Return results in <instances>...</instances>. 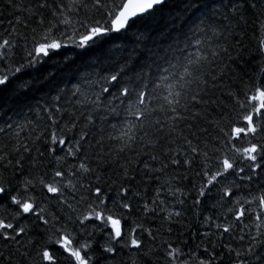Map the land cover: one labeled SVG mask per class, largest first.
Wrapping results in <instances>:
<instances>
[{"label":"snow or ice","instance_id":"1","mask_svg":"<svg viewBox=\"0 0 264 264\" xmlns=\"http://www.w3.org/2000/svg\"><path fill=\"white\" fill-rule=\"evenodd\" d=\"M165 4L0 0V264H264V0Z\"/></svg>","mask_w":264,"mask_h":264},{"label":"trees","instance_id":"2","mask_svg":"<svg viewBox=\"0 0 264 264\" xmlns=\"http://www.w3.org/2000/svg\"><path fill=\"white\" fill-rule=\"evenodd\" d=\"M187 2L188 0H166L165 6L156 13L155 17L147 25H137L139 30L145 32L148 37L141 45L142 55L147 56L150 51L160 50L167 46L171 36L174 35L176 31L174 25L179 23L177 17L182 19L184 15H191L190 13L184 12ZM132 40V33H129L123 42L130 44ZM77 51L80 55L74 57V64L66 67L57 66L54 68L47 66L45 70L47 71L48 68H51V71L55 73L57 82L74 79L76 66L89 62L90 58L100 54L101 49L93 48L88 51ZM256 59L257 57H252V61ZM17 102L18 101L15 99H9V92L7 89L0 91V103L15 105Z\"/></svg>","mask_w":264,"mask_h":264}]
</instances>
